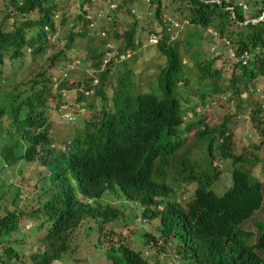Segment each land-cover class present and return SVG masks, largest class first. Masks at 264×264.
Listing matches in <instances>:
<instances>
[{
  "label": "clouds",
  "instance_id": "9594fccd",
  "mask_svg": "<svg viewBox=\"0 0 264 264\" xmlns=\"http://www.w3.org/2000/svg\"><path fill=\"white\" fill-rule=\"evenodd\" d=\"M202 1L220 3V0ZM234 1L241 7L245 18L239 25L264 20V8L261 3L251 4L247 0ZM105 3L110 10L115 9L117 5L116 2L106 1ZM111 4L115 6L111 7ZM5 8L6 13L0 20V207L5 203L9 208L12 205L20 208L24 206L25 213L20 211L17 222L11 225L17 230H12L9 235L1 234V237L5 236V239L16 244V248L23 249V257H20L22 264L26 261L29 263L30 255L46 254L49 248V237H54L63 244L68 243L65 253L68 257L72 256L76 253L77 241L74 235L80 226H84V235L93 236L100 243L106 241L120 247L126 252L127 260L131 259L135 264H264V185L261 181L264 179V165H260V177L255 178L249 167L259 162H250L256 158L251 159L247 154L237 152L231 126L239 120V117L233 110L223 115L222 123L212 121L209 114L205 112L206 108L210 107L209 103L215 100L213 94H221L222 98H227L229 101L234 100L238 111L245 105H250L251 120L254 121L264 141V135L259 129L261 127L259 125H264V96L261 100L253 94L254 90L260 91L256 87L257 77L242 83L243 87L239 85L241 93L239 92L240 95L238 93L237 101L234 94L225 96L224 89L210 86L209 81L194 80L192 85L200 90V96L195 93V95L190 94L189 100L192 103L188 101L185 108L193 109H190L189 114L182 116L181 128L185 127V123L190 122L193 127L189 132L195 140L187 141V130L178 135L181 140L180 151L188 145L200 147L204 158L208 157L206 147L209 137L196 135L194 132L197 127L203 129L204 125L214 128L226 126L222 134L218 135L215 132L212 135L214 142L219 145L224 144L235 155L248 157L247 164L244 163L246 165L242 169L254 184L253 188L249 187L250 193L246 197L248 207L243 210L238 222L227 224L228 221L224 219L220 207V200L223 194L233 186L232 173L231 182H226L223 179L222 170L212 166L214 159L230 162L229 157L220 155L217 148H213L214 159H210L211 167L216 169L205 171L201 178L190 182H179L177 177H164L156 178L157 184L140 181L133 184L128 179L118 178V174L123 170L111 176L81 168L75 162V156L83 153L75 148L77 140L81 141L85 135L83 129L86 122L90 121L88 117L90 110L87 106L93 89L84 88L82 85L77 86L78 79L81 80L82 76L77 78L71 75L80 61L74 57L67 60L63 64L64 77H36L39 72L25 81L16 80L15 72L5 67L7 60L13 64L19 62L18 66H20L26 52L29 53L32 61L40 58H34L31 50L22 43L14 19L11 27H6L8 18L12 17L8 11L13 8H8L6 4ZM247 8L246 16L244 11ZM99 9L102 14L96 13L94 15L96 18H102L106 14L101 6ZM226 9L234 13L233 6H227ZM131 11L134 12L135 9L132 8ZM254 12L256 15L253 14ZM168 25L171 26V23ZM168 25L165 30L169 33V39L172 40L170 31L167 29ZM151 33L157 35L156 43L149 42ZM161 33H163L161 27L160 31H150L146 45L157 44ZM213 34L223 41L219 47L221 58L230 62L241 61L242 64L247 62L250 56L247 51L238 55L231 48L227 36L221 37L215 30ZM224 42H226L225 46H223ZM107 45L110 44L107 43ZM213 49L215 47H212ZM126 52L130 54L125 58L128 59L132 52L126 50L124 53ZM118 60H120L119 57ZM106 62L104 56L103 67ZM185 63L193 64L188 61ZM87 75L90 76V74ZM29 81L35 82L31 88L29 87L32 83L24 85ZM97 82V77H94L91 86ZM150 90H152L151 87L145 89L143 86V90L138 93L146 94L150 93ZM35 93H44L42 103L33 100ZM200 102H204L203 112L197 114ZM256 105L261 107V111L254 113ZM47 109L54 112L60 127H54V118ZM199 121L202 124H199ZM81 123H83L82 126ZM67 126H73L72 130L76 134L69 135L67 138L59 136L57 132ZM120 134L116 133L109 138L117 143H124ZM162 147H156L154 154L159 152L162 156L160 152ZM2 150L10 152L8 162L4 160ZM216 156L218 158H215ZM168 157L170 158L171 155ZM192 160L197 162V158ZM55 162H58L59 167L53 171ZM199 162L198 160L197 163ZM24 185L28 188L32 186V196L23 197V193L28 190L24 188ZM191 188L193 191L189 198L181 201L178 194L187 192ZM36 192L37 196H34ZM61 192L65 195L58 201V194ZM39 198L44 202L51 201L55 205L48 212L37 209ZM31 201H34V206L29 205ZM75 212L80 215L79 224L68 229V240L64 242L62 235L58 232L74 224ZM4 213H0V217L6 214ZM23 215H25L24 218H22ZM259 215L262 216V220L257 218ZM249 219L250 222L244 225ZM28 221L30 224H27ZM205 222H208L209 227L202 230L201 226H204ZM198 231L201 233L198 234ZM28 241L30 244L25 245ZM91 255L95 256L96 260L91 261L90 264H100L101 258L92 251ZM73 259L78 260L73 264L89 261V258L79 255ZM54 261L63 264L65 258L53 259L49 264Z\"/></svg>",
  "mask_w": 264,
  "mask_h": 264
},
{
  "label": "trees",
  "instance_id": "16d2710c",
  "mask_svg": "<svg viewBox=\"0 0 264 264\" xmlns=\"http://www.w3.org/2000/svg\"><path fill=\"white\" fill-rule=\"evenodd\" d=\"M80 1L71 10L76 15L68 32L65 27L68 12L63 8L61 0H4L8 8H13L8 12L15 18L14 22L21 35L22 43L31 50L34 58H41L48 51V42L50 43L53 36L57 39V43L59 40L68 38L61 49L55 50L53 54L49 55L50 66L57 65L60 58L67 59L68 55L71 56L72 52L78 49L79 44L76 43V37L85 39V43L80 44V49H85L86 53L75 56L80 61L78 67L83 73L81 80L78 79L77 86L82 85L84 88L93 89L87 107L93 111L96 119L86 122L85 135L81 141L77 140L75 150L83 154L75 156V162L84 170L94 171L97 174L102 172L112 176L123 170L118 174V178L128 179L133 184H137V181L157 184L156 178L163 179L164 177H177L179 182H190L201 178L205 171L216 169L211 167L210 159L214 158L213 148H217L220 155L229 157L233 181L232 188L223 194L220 207L224 219L228 221L227 224L238 222L243 210L248 207L246 197L250 193L249 187H254L248 175L242 170L248 157L235 155L224 144L219 145L214 142L215 139L212 135L215 132L218 135L222 134L225 132L226 126L214 128L204 125L203 129L197 127L194 132L196 135L209 137L206 147L208 157H204L199 163H197L198 159L195 162L189 158L193 145L186 146L182 151L179 150L181 140L178 135L186 130L189 132L193 127L190 122H187L184 127L186 129L181 128L182 116L189 114V109H193L192 107L186 109L185 106L188 101L192 103L186 93H188V88L194 80L209 81L210 86L213 85L220 90L231 88L232 92L238 94L241 93L239 87L241 83L244 84V82L251 81L259 75H264V20L239 25L245 18L241 7L237 6L234 0H220V3L202 0H145L148 8L154 9L153 13L157 23L161 25L163 33L153 48L157 51V57L162 55L165 62L164 66L158 65L160 70L155 78H153L155 72L149 70L147 71V78H142L140 82L137 80L138 74L132 67V62L137 59L141 49L144 48L142 46L147 41L149 32L156 29L155 27L147 28L143 38L138 37V22L134 20L129 23V28H125L126 22L120 16L121 13L130 14L133 6L140 8V5L136 4V0H121V2L119 0H104L108 3H117L116 8L108 13V19L105 20L95 16L91 18L85 16L86 10H82L84 1L90 5V3L93 4L94 0ZM247 1L251 4L261 3L264 8V0ZM170 4L177 5L176 7L180 12L176 18L183 19L186 14L188 17L184 20L186 19L191 24L201 25L205 28L212 27L219 36H227L231 48L236 54L239 55L243 51H247L250 55L247 64H242L241 61H231L230 73L227 75L226 71V75H224L226 66L223 65L220 68L214 66L216 59L222 56L218 47V50L203 57H201L199 49L190 50L189 46L193 45V42L194 44L197 43L198 37L193 35L195 34L194 30H191L194 32L190 34L196 37L193 42L188 39L187 35L179 40H170L169 33L165 30L170 21L161 15L163 8ZM230 5L234 7L233 14L226 9ZM76 8L81 9V12ZM32 12L38 13V19L28 17ZM253 14L256 15V12ZM74 27H79V29L74 30ZM88 37L94 41L99 40V43L91 45ZM209 39L211 43L215 42L213 37ZM111 41L118 44L117 51L103 67L104 56L107 51H111L106 44ZM123 50H130L132 55L130 58L120 61L118 57ZM184 57H188L187 61L193 62V64L188 65L183 62ZM140 58H142V54ZM86 70L90 71L91 76L87 75ZM113 72L117 73V77L115 84H111L114 88L111 104L106 108L108 96L104 91V86L111 83L110 75ZM94 77H97L98 82L91 86ZM220 78L227 80L225 82L227 85L220 83ZM153 79H156L157 85L162 91L161 96L154 94L152 90L146 94L137 92L140 88L139 85L151 87L149 84ZM29 83H32L29 88L35 85L34 81H29L24 85ZM33 98L37 103H42L44 93H35ZM97 110H100L99 114L96 113ZM260 111L261 107L256 105L254 113ZM198 123L202 124L201 121ZM259 129L264 135V127H259ZM116 133H121L124 143H117L109 138ZM163 145L166 147L163 148ZM159 146L162 147L160 149L162 156L159 152L154 154L155 148ZM1 152L4 160L8 162L10 152L3 150ZM169 155H171L170 158ZM58 167V162H55L53 171ZM250 183L252 184L250 185ZM24 188L27 190V185H24ZM37 192L34 196H37ZM64 195V192L59 193L57 200L62 199ZM38 204L37 209L46 210V212L55 205L51 201L44 202L41 198H39ZM29 205L34 206V201H31ZM4 206L6 214L0 217V245L4 244L2 251H0V264H22L20 257H23V249L16 248V244L5 239L3 235L4 233L9 235L12 230H17L11 225L17 222L20 211L25 213V207L20 208L17 205H12L9 208L7 203ZM79 220L80 215L75 212L74 224L58 232L62 235L64 242L68 240V229L77 226ZM207 225L208 222H205L204 226H201L202 230H206L209 227ZM197 233L200 234L201 232L198 231ZM88 240L92 243L90 244L86 240L91 246V251L98 258H101L100 264H105L108 260L112 264H135L133 260H127L126 252L113 243ZM48 245L46 254L41 256L30 255L29 264H49L53 259L63 258H65L63 264H73L78 261L68 258V254L65 253L69 246L68 243L63 244L58 239L49 237Z\"/></svg>",
  "mask_w": 264,
  "mask_h": 264
},
{
  "label": "rangeland",
  "instance_id": "374dc122",
  "mask_svg": "<svg viewBox=\"0 0 264 264\" xmlns=\"http://www.w3.org/2000/svg\"><path fill=\"white\" fill-rule=\"evenodd\" d=\"M121 2V0H119ZM79 2H81L80 0H61L62 6L65 9L67 13V22L65 24L66 30L68 31V29H70L73 25V18L75 17L76 13H72V8L78 4ZM86 1H84L83 3V7L82 10H86V17L91 18L93 17L96 13L102 14V12H99V7L101 6L103 8V10L106 12V15L102 18H104L105 20L108 19V13L111 11L110 7L108 8L106 3L104 2V0H94V2H92L93 4L90 3V5L88 3H85ZM130 3V2H129ZM167 4H169L168 1H166ZM136 4L140 5V8H143L140 10V8H136L135 6L134 9L135 11L132 12L130 11V14H122L121 13V19H123L126 22L125 28H129V23L136 20L139 24V28H138V32H137V36L143 38V36L145 35V31L147 28H151V27H155L157 28V31H160V27L161 25H159L157 23L156 17L154 16V9L153 8H148V4L145 0H136ZM132 5V4H131ZM177 5L175 4H170V5H166L163 9V13H161L162 17L166 18L167 20H170L171 26L168 25V30L170 31V38L172 40H179L184 38L186 35L188 37L189 40H191L192 42L197 38V43L194 44V42L192 43L193 45H190V50L192 49H199L201 52V57L206 56V55H210L211 53H213L214 51L218 50L217 47H220V44L223 42L222 40L217 38V35H214L213 32V28L212 27H202L201 25H194L191 24L190 22H188L186 19V21L184 20V18H187L188 16L185 14L184 18H176L178 16V14L180 13L178 11V8L176 7ZM249 8V7H248ZM248 8L244 11L246 16L248 14ZM79 12H81V9L76 8ZM137 9H139V11H137ZM187 11V10H186ZM6 13V8H5V4H4V0H0V20L4 17ZM38 13L32 12L28 17L29 18H34L35 20L38 19ZM125 17H127L126 19H124ZM15 19L14 17H9L6 23V27H11V22L12 20ZM95 19V18H94ZM182 19V20H179ZM97 25L99 26V24L97 23ZM96 25V26H97ZM177 25V26H176ZM234 27H236L234 25ZM74 30H78L79 27H74ZM145 28V29H142ZM194 30V31H191ZM69 32V31H68ZM192 32H194L195 34H193ZM196 35L193 36V35ZM210 37H213L215 39L214 43H211V40L209 39ZM68 40V38H64L63 40H59V43H57V39L53 36L51 38L50 43L49 44V48L48 51H46L39 60L36 61H32L31 60V56L29 55L28 52H26L25 56L22 58L21 62H20V66H18V63L13 64L10 60H7L6 62V69H10V71L15 72V76H16V80L18 81H25L28 78H30L31 76H33L36 73H39L36 75L37 76H41V78L44 77H64V68L65 66H63V64H65V62L67 60H71L73 57L75 58V56H79L81 55V53H86V50H82L80 49V44H84L85 43V39H81V37H76V43L79 44L78 49L75 52H72L71 56L68 55L67 59L64 58H60L58 59L60 62L57 63L56 66H50L49 65V61L47 59V57L50 54H53L55 52V50L61 49V47L63 46L64 43H66ZM210 40V41H209ZM88 41L91 45L94 44H98L99 40H95L92 39L91 37H88ZM147 41H145V44H143L142 47H144L143 49H141V53L138 55L137 59L132 62V67H134L136 74H138V79L140 82L142 80V78H147V71L149 70H153L155 72V75L153 78L156 77V74L159 72L160 68H159V64L163 65L164 64V57L158 56L157 57V51L154 50L153 46H147L146 45ZM54 44H56L55 49H54ZM109 45V48L111 50V52H115L117 50L118 44L111 41ZM226 45V42L223 43V46ZM108 46V45H107ZM122 46V45H121ZM147 46V47H146ZM106 47V46H105ZM212 47L215 49L212 50ZM207 53V54H206ZM142 54V58H140ZM160 55V54H159ZM105 59H107V55H105ZM188 57H184V62H187ZM104 62V60H103ZM193 63V62H192ZM230 61L229 60H225L223 57L222 58H218L216 59V63L214 66L220 68L223 65L227 66V69H224V75H226V71H227V75H229L230 73V69L231 66H229ZM68 64V63H66ZM164 66V65H163ZM74 72L71 73L72 76L79 78L80 76H82L83 73H81L80 68L76 67L74 70ZM87 74H90L89 70H86ZM91 76V75H90ZM117 77V73L113 72L110 75V80L111 83H107L104 86V91L106 92L108 98L106 101V108L109 107V105L111 104V95L113 94V85L111 84H115V80ZM220 83L222 82L223 85H227L225 82H227V80H222V78L219 79ZM256 82H258V84L256 85V87H258L260 89V91H256L254 90V97L258 96L261 100L264 96V75H260L256 78ZM193 83V82H192ZM191 83V84H192ZM152 87V91L154 94L161 96L162 95V91L160 90L159 86L157 85L156 79H153L150 84ZM241 87H243V84H240ZM140 88H138L137 92L143 90V86L139 85ZM145 89H147L149 86L148 85H144ZM151 91V90H150ZM190 92V93H189ZM225 92V96H228L230 94H234L236 101H237V95L236 93L232 92V89H228V90H224ZM198 94L200 96V90L197 88V86L193 85L189 86L188 88V94L186 95L188 98L190 97V94ZM245 93V92H244ZM247 94V93H246ZM249 95V94H248ZM197 96V95H196ZM198 97V96H197ZM213 97H215L214 102H210V107L206 108V111L209 116L211 117L212 121L217 122V123H222L223 122V115L228 111V112H232V110L238 115L239 120H237L236 122L233 123V126H231V131H232V138L235 140V145H236V150L237 152H243L245 154H247L248 156H250L251 159L256 158L254 161H250V162H259V164H256L254 166H252L251 168L249 167V170L252 172L253 176L255 178H259L260 177V165L263 166V159H264V141H262L263 137L260 134V132L258 131L257 127L255 126L254 121L251 120V115H250V105H245L244 108H240L239 111L236 109V102L233 101H229L227 100V98H222L221 94L217 95V94H213ZM199 98V97H198ZM196 99V98H195ZM98 101V98H97ZM99 102V101H98ZM204 102H200L199 103V112L197 114H199L200 112H203L202 109L204 107L203 105ZM259 104V103H258ZM110 109H113V107H110ZM47 111L50 113V115L54 118V127H60V123L58 122V118L55 116L53 111H50L49 109H47ZM190 111V109H189ZM100 110H97L96 113L99 114ZM264 115V114H263ZM88 117L90 118V120H95L96 119V115L90 110L89 111V115ZM81 122V120H80ZM264 122V121H263ZM81 126L83 125V123L80 124ZM261 127H264V125H259ZM73 126H67L65 129L63 130H59L57 132V134L59 136L62 137H68L69 135L72 136L75 133V131L72 130ZM85 131V129H83ZM186 138L188 142L194 141L195 139L192 137L191 133L188 132L186 134ZM254 146H259L258 148H255ZM215 154V153H213ZM203 151L201 150L200 147H192V150L190 152L189 158L193 159V158H197L200 162H202V158H203ZM215 158H218V156H216ZM214 159V158H212ZM247 164V163H246ZM244 164V165H246ZM243 165V166H244ZM212 166H216V168H220L223 172V179L226 182H231V169H232V165L231 163L228 161H219L218 159H214L212 161ZM254 172V173H253ZM263 185H264V179L261 180ZM193 191V188L189 189L187 192H180L178 195L180 196V200L181 201H185L189 198V196L191 195ZM33 194V190H32V186H29L28 190L26 192L23 193V197L24 198H28L30 196H32ZM5 210V206L2 204L0 207V213L3 214ZM5 214V213H4ZM25 215L22 216V218H24ZM258 219L262 220V216L259 215L257 217ZM248 222H250V219L245 221L244 225L247 224ZM27 224H30V221L27 222ZM116 225V224H115ZM85 234V229L84 226H80V229L77 230L75 232V239H76V253L73 254L72 256L68 257L70 259H72L73 257L79 255L83 258H89V261L87 262L88 264L92 262H94L96 259L91 255V246L89 245L92 244L88 239H91L93 241H96V238L93 236H86ZM10 239H13L10 237ZM89 242H87V241ZM29 241L26 242L25 245H29ZM4 245V244H3ZM0 245V251L2 250V246ZM69 259V260H70ZM86 262H84L83 264H85ZM86 263V264H87ZM24 264H29L27 261ZM52 264H60L57 262H53ZM105 264H111L110 261H107Z\"/></svg>",
  "mask_w": 264,
  "mask_h": 264
},
{
  "label": "built area",
  "instance_id": "2783aa9c",
  "mask_svg": "<svg viewBox=\"0 0 264 264\" xmlns=\"http://www.w3.org/2000/svg\"><path fill=\"white\" fill-rule=\"evenodd\" d=\"M115 6V4H111V7H114ZM158 41V37H157V35L155 34V33H151L150 35H149V42L150 43H156ZM107 59H106V61H108V60H110L111 59V57L112 56H114V52H111V51H107ZM129 52H126V53H122V54H120L119 55V59L120 60H123V59H125V58H127V57H129Z\"/></svg>",
  "mask_w": 264,
  "mask_h": 264
}]
</instances>
